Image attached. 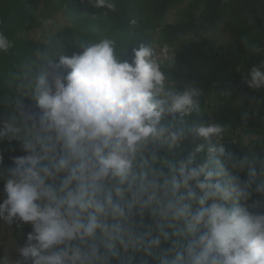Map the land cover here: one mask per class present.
<instances>
[{
	"label": "clouds",
	"instance_id": "1",
	"mask_svg": "<svg viewBox=\"0 0 264 264\" xmlns=\"http://www.w3.org/2000/svg\"><path fill=\"white\" fill-rule=\"evenodd\" d=\"M14 47L0 31V57ZM131 51L103 38L0 67V142L24 153L5 166L0 152V227H31L21 246L0 238V264H264V154L193 121L204 88L172 78L151 44ZM244 81L264 89V62ZM189 134L203 140L191 151Z\"/></svg>",
	"mask_w": 264,
	"mask_h": 264
},
{
	"label": "trees",
	"instance_id": "2",
	"mask_svg": "<svg viewBox=\"0 0 264 264\" xmlns=\"http://www.w3.org/2000/svg\"><path fill=\"white\" fill-rule=\"evenodd\" d=\"M185 0H111L113 10L98 9L94 0H0V31L15 44L12 53L0 57V67L7 69L16 61L33 55L37 50L63 51L70 54L80 43L114 39L121 59L131 61V48L140 43L154 47V33L160 30L162 39L170 45L179 44L173 59L166 61L164 70L176 81H196L204 88L200 99L201 111L193 121L209 119L228 125L230 135L237 140L229 144L234 151L264 154V89L249 88L244 77L253 66L264 62V52L252 54L246 44L264 49V0H192L176 24L165 23L168 13ZM69 22L46 42L29 39L28 34L41 29L58 13ZM135 21V23H132ZM222 27L232 37L220 42L199 31H214ZM190 35L196 38L188 39ZM155 49V48H154ZM228 91L230 96L222 94ZM26 103H34L27 101ZM216 105L209 114L204 107ZM3 114V109H0ZM251 136L249 148L242 146V138ZM202 139L189 134L185 148L191 151ZM5 166L11 158L23 155L18 142H0ZM187 154V152H185ZM3 198V184L0 183ZM24 243L29 225L13 228Z\"/></svg>",
	"mask_w": 264,
	"mask_h": 264
},
{
	"label": "rangeland",
	"instance_id": "3",
	"mask_svg": "<svg viewBox=\"0 0 264 264\" xmlns=\"http://www.w3.org/2000/svg\"><path fill=\"white\" fill-rule=\"evenodd\" d=\"M192 0H185L182 4L175 6L166 16L165 23L169 24H176L183 19V13L188 8ZM69 22L67 21L66 17L63 13H58L54 19L50 20L46 25H44L41 29H35L28 34L29 39H34L36 41L46 42L48 38L59 31L62 27L68 25ZM201 36H209L214 38L220 42H231L233 39L228 34H226L222 27H218L214 31H207L202 30L199 31ZM196 38L195 35H190L188 39ZM154 48L158 54V59L160 60L161 64L163 65L166 61L171 60L174 58L177 49L179 48V44L170 45L165 42L161 37L160 30H157L154 33ZM238 137L244 138L248 137L252 139L251 136H244L241 132L237 133ZM3 199L2 192H0V200ZM0 238L5 241H9L10 239L15 240L17 246H21L20 238L15 235L14 230H11V234L9 233V229L7 226L0 227ZM12 258L15 259L17 253L13 248L11 251Z\"/></svg>",
	"mask_w": 264,
	"mask_h": 264
}]
</instances>
